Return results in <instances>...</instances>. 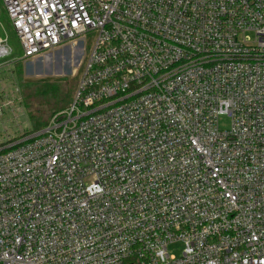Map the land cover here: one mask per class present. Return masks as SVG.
Instances as JSON below:
<instances>
[{
  "label": "built area",
  "instance_id": "2783aa9c",
  "mask_svg": "<svg viewBox=\"0 0 264 264\" xmlns=\"http://www.w3.org/2000/svg\"><path fill=\"white\" fill-rule=\"evenodd\" d=\"M2 1L24 58L94 42L0 142V264H264V0Z\"/></svg>",
  "mask_w": 264,
  "mask_h": 264
},
{
  "label": "rangeland",
  "instance_id": "374dc122",
  "mask_svg": "<svg viewBox=\"0 0 264 264\" xmlns=\"http://www.w3.org/2000/svg\"><path fill=\"white\" fill-rule=\"evenodd\" d=\"M0 40L10 51L9 54L0 57V106H3L0 114V142H2L36 132H31L34 126L37 127L31 118L33 114L49 123L60 111L54 109L58 104L54 102L57 99L53 96L51 86L62 85L64 91L70 92L73 100L77 82L80 80L83 57H87L94 36L92 34L88 36L83 55L76 47L67 44L35 58H24L20 39L3 1L0 0ZM228 122V119H223L222 127L227 126Z\"/></svg>",
  "mask_w": 264,
  "mask_h": 264
},
{
  "label": "trees",
  "instance_id": "16d2710c",
  "mask_svg": "<svg viewBox=\"0 0 264 264\" xmlns=\"http://www.w3.org/2000/svg\"><path fill=\"white\" fill-rule=\"evenodd\" d=\"M16 65V64H15ZM17 82H18V79H17ZM62 85H55V86H51V91L53 93V96L55 99H57V101H54L55 103L58 104L57 108H54L56 110H61V109H64L67 107V105L69 106V104L72 102L71 100V97H70V92L68 91H64V89L61 87ZM78 86V82H77V85L76 87ZM39 87V86H38ZM76 89V88H75ZM39 91V89H38ZM76 91V90H75ZM40 92V91H39ZM22 94V93H21ZM73 96V95H72ZM23 97V96H22ZM61 104H64V105H61ZM36 115V114H35ZM34 114L32 115V120L33 122H36V126H34V130H32L31 132H34V131H37V130H40L42 128H44L45 126H47L48 123H46L45 120L41 119V117H37L35 116ZM29 132V134L31 133ZM19 137H14L10 140L11 141H14L16 139H18Z\"/></svg>",
  "mask_w": 264,
  "mask_h": 264
}]
</instances>
